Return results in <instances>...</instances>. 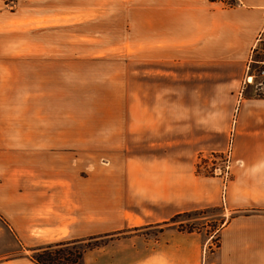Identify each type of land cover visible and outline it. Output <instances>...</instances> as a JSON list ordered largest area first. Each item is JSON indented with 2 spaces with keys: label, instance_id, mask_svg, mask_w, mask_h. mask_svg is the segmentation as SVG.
<instances>
[{
  "label": "crops",
  "instance_id": "crops-1",
  "mask_svg": "<svg viewBox=\"0 0 264 264\" xmlns=\"http://www.w3.org/2000/svg\"><path fill=\"white\" fill-rule=\"evenodd\" d=\"M239 2L233 7L264 17V0ZM39 5L44 0L0 5V221L16 242L9 255L0 256V264H37L31 254L39 249L90 237L109 241L88 250L82 264H204L209 239L198 233L161 231L155 242L140 238L138 230L129 234L143 223L164 225L213 193L195 176L194 165L188 172L185 153L132 156L130 199H116L108 207L104 183L98 186V206L90 202L92 180L76 178L79 136L67 83L69 72L74 80L78 55L53 48L55 18L61 16L69 28L74 9ZM146 6L129 9L135 43H183L200 35L219 40L234 16L211 0H146ZM246 11H237L240 20ZM236 143L228 205L264 209V100L243 103ZM256 233L264 236V228L222 229L211 263L264 264V238L253 240Z\"/></svg>",
  "mask_w": 264,
  "mask_h": 264
},
{
  "label": "rangeland",
  "instance_id": "rangeland-1",
  "mask_svg": "<svg viewBox=\"0 0 264 264\" xmlns=\"http://www.w3.org/2000/svg\"><path fill=\"white\" fill-rule=\"evenodd\" d=\"M18 1L0 0V5L16 7ZM211 1L234 15L226 35L219 40L200 35L183 43L133 42L129 9L147 7L146 0H44V6L39 5L74 9L69 28L61 16L55 18L59 25L53 48L78 55L74 80L69 72L67 83L69 95L74 96L79 136L76 178L92 180L90 202L98 206V186L104 183L108 207L113 208L116 199L124 203L130 199L132 156L185 153L188 172L194 165L195 176L213 193L204 195L196 209L173 216L167 225L139 223L129 234L138 230L140 238L155 242L161 231L198 233L209 239L204 264H212L222 229L264 228V209L232 208L227 202L242 105L247 99L264 100L263 89L242 86L251 46L259 34L264 37V17L259 20L247 7H233L239 0ZM239 10H247L244 20L238 17ZM251 238L259 241L264 236L256 233ZM108 241L86 239L61 249L81 251L88 243L100 247ZM15 247L0 221V256Z\"/></svg>",
  "mask_w": 264,
  "mask_h": 264
},
{
  "label": "trees",
  "instance_id": "trees-1",
  "mask_svg": "<svg viewBox=\"0 0 264 264\" xmlns=\"http://www.w3.org/2000/svg\"><path fill=\"white\" fill-rule=\"evenodd\" d=\"M178 215H175V216H178ZM173 218H171L169 221L173 220ZM164 224L167 225L168 222ZM180 232L191 233V231H180ZM95 239L97 238L90 237L88 240L92 241ZM81 242L83 241H63V242H58L54 244H49L39 249L38 251L32 253L31 259L34 260L37 264H78L80 261L82 263L84 254L88 250H92V249L99 247L98 244L91 245L90 243H88V245L81 251L79 250V251H74V252L69 251V250L64 251V249L63 250L61 249L62 247H68L71 244H76V243H81Z\"/></svg>",
  "mask_w": 264,
  "mask_h": 264
},
{
  "label": "built area",
  "instance_id": "built-area-1",
  "mask_svg": "<svg viewBox=\"0 0 264 264\" xmlns=\"http://www.w3.org/2000/svg\"><path fill=\"white\" fill-rule=\"evenodd\" d=\"M242 86L244 89L253 86L264 90V37L261 34L251 46Z\"/></svg>",
  "mask_w": 264,
  "mask_h": 264
}]
</instances>
